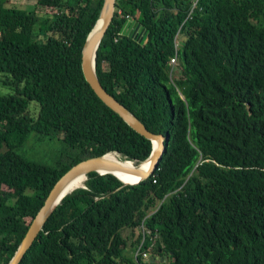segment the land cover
Listing matches in <instances>:
<instances>
[{
  "label": "trees",
  "instance_id": "16d2710c",
  "mask_svg": "<svg viewBox=\"0 0 264 264\" xmlns=\"http://www.w3.org/2000/svg\"><path fill=\"white\" fill-rule=\"evenodd\" d=\"M114 1L96 76L148 130L168 136L165 151L136 184L87 173L18 264H134L140 234L127 246L123 230L142 221L158 231L167 264H264V0H199L185 21L189 0ZM102 3L0 0V264L73 164L106 152L138 164L151 152L81 71ZM127 15L146 31L142 41L125 32ZM32 134L60 139L66 154L56 165L27 158L17 150Z\"/></svg>",
  "mask_w": 264,
  "mask_h": 264
},
{
  "label": "water",
  "instance_id": "95a60500",
  "mask_svg": "<svg viewBox=\"0 0 264 264\" xmlns=\"http://www.w3.org/2000/svg\"><path fill=\"white\" fill-rule=\"evenodd\" d=\"M102 2L103 3L99 12V16L96 19L93 27L89 31L84 42L83 48L81 50V71L84 79L91 87L93 92L96 94V96L108 108L117 113L133 130H135L137 133L151 141L152 149L149 156L146 158L149 160L147 167L144 170H141L137 165L126 166L120 164H106L101 160V158L108 152L101 156L88 157L82 159L77 163L73 164L55 181V183L49 190L43 204L32 218L28 229L26 230L19 246L17 247L15 253L13 254L8 264H18L20 262L25 252L32 245L34 239H36L46 218L52 212L55 206L60 203L61 199L75 188L85 187L83 184L81 186L72 188L69 183L72 178L77 175L84 174L86 179L87 173L91 171H96L99 174L110 173L117 177L124 185L136 184L141 180L148 179L158 169V165L162 159V154L165 151L168 136H164L161 133H154L148 130L135 115H133L125 106H123L116 98H114L110 93L105 90V88L101 85L100 81L96 76V50L106 29L108 28L112 20L115 9L114 0H102ZM128 25L132 26V35L134 37H137L139 41H142L143 37H145L146 35V31L142 28L141 24L137 21L130 22L128 20L126 26ZM125 32L128 33L127 31ZM101 168L118 169L130 173L136 176L138 179L133 182H126L123 181L112 171L98 170Z\"/></svg>",
  "mask_w": 264,
  "mask_h": 264
},
{
  "label": "rangeland",
  "instance_id": "374dc122",
  "mask_svg": "<svg viewBox=\"0 0 264 264\" xmlns=\"http://www.w3.org/2000/svg\"><path fill=\"white\" fill-rule=\"evenodd\" d=\"M35 0H6L7 5L16 6L18 8H24L27 5H31ZM38 11H44L46 14L50 15L54 12V9H43V7H37ZM179 70V65L175 67V71ZM180 75V73L178 74ZM2 93H4L2 91ZM36 104V103H35ZM59 137L63 136L62 132H59ZM35 135L32 134L27 141L24 143L20 149L17 151L29 159L35 160L37 162H42L48 165H56L57 160L66 154V149L63 146V143L60 139H35ZM117 154V153H115ZM119 157L120 155L117 154ZM121 158V157H120ZM138 229L135 228L133 233L130 234V231L127 229L123 230L124 235H128L127 246L130 245V242L134 240L138 234ZM129 253H132L129 251Z\"/></svg>",
  "mask_w": 264,
  "mask_h": 264
},
{
  "label": "built area",
  "instance_id": "2783aa9c",
  "mask_svg": "<svg viewBox=\"0 0 264 264\" xmlns=\"http://www.w3.org/2000/svg\"><path fill=\"white\" fill-rule=\"evenodd\" d=\"M189 1H190V7H189V10L187 12V15L184 21L192 17L194 9L199 0H189ZM118 11L120 12V10ZM128 18L132 19L131 17H128ZM181 25L179 26L175 34V37H174V50H175L174 55L170 57L169 62H168V64L171 67L169 70L170 77H171L172 69L178 63V59H179L178 49L181 46V41L179 39V30H180ZM137 229L139 231L138 233L140 234V241L138 242L137 246L133 250L134 264H167L166 257L164 258V256H161L160 253L156 250V245L160 240V235L158 231L156 230L152 231L151 229L147 228L143 221L137 227ZM146 238H148L149 244L146 247H143V244Z\"/></svg>",
  "mask_w": 264,
  "mask_h": 264
},
{
  "label": "bare ground",
  "instance_id": "6f19581e",
  "mask_svg": "<svg viewBox=\"0 0 264 264\" xmlns=\"http://www.w3.org/2000/svg\"><path fill=\"white\" fill-rule=\"evenodd\" d=\"M107 154H105L101 158V160L106 164H120V165H126V166H136L137 165L141 170H144L147 167V164L149 161L148 159H146V160L136 164L131 160L120 158L117 154H115L113 152H111L110 154L109 153H107ZM98 170H100V171H112L118 177H120L123 181H126V182H133V181H136L138 179L136 176H134L130 173L118 170V169L101 168ZM84 180H85V175L80 174V175H77L74 178H72L69 183L72 186V188H75L77 186L83 185Z\"/></svg>",
  "mask_w": 264,
  "mask_h": 264
},
{
  "label": "crops",
  "instance_id": "0c3cea01",
  "mask_svg": "<svg viewBox=\"0 0 264 264\" xmlns=\"http://www.w3.org/2000/svg\"><path fill=\"white\" fill-rule=\"evenodd\" d=\"M129 21L130 22H133V21H136L134 18H132V19H129ZM131 25V24H130ZM130 25H128V26H125V31H127L128 33H130V34H133L132 33V26H130Z\"/></svg>",
  "mask_w": 264,
  "mask_h": 264
}]
</instances>
